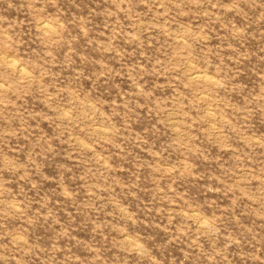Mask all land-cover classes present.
<instances>
[{
	"label": "rangeland",
	"instance_id": "374dc122",
	"mask_svg": "<svg viewBox=\"0 0 264 264\" xmlns=\"http://www.w3.org/2000/svg\"><path fill=\"white\" fill-rule=\"evenodd\" d=\"M0 264H264V0H0Z\"/></svg>",
	"mask_w": 264,
	"mask_h": 264
},
{
	"label": "bare ground",
	"instance_id": "6f19581e",
	"mask_svg": "<svg viewBox=\"0 0 264 264\" xmlns=\"http://www.w3.org/2000/svg\"><path fill=\"white\" fill-rule=\"evenodd\" d=\"M49 28H50V26H49ZM49 30V29H48ZM46 32H47V30H46ZM15 63V62H14ZM9 64V63H8ZM11 64H13V63H11ZM16 64V63H15ZM17 65V64H16ZM19 67V66H18ZM19 68H17V70H18ZM20 70V69H19ZM18 70V71H19ZM20 72V71H19ZM23 74V73H22ZM203 75V74H202ZM197 76V75H196ZM199 77V76H198ZM202 77V76H201Z\"/></svg>",
	"mask_w": 264,
	"mask_h": 264
}]
</instances>
